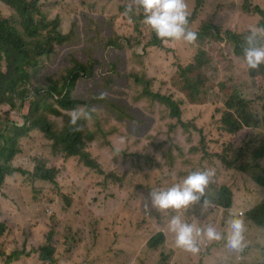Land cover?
I'll return each instance as SVG.
<instances>
[{
  "label": "rangeland",
  "instance_id": "obj_1",
  "mask_svg": "<svg viewBox=\"0 0 264 264\" xmlns=\"http://www.w3.org/2000/svg\"><path fill=\"white\" fill-rule=\"evenodd\" d=\"M126 3L127 0H39L41 10L51 20L59 21L62 32L72 35L65 45L55 44L51 58L42 57L39 67L30 70L31 80L25 89L31 95L36 88L43 91L49 77L64 80L66 86L69 73L65 68L72 60L88 69L101 63L109 66L117 54L107 45V40L118 39L117 30L130 38L124 41H129L134 52H143L150 36H142L135 29L133 13L125 11ZM186 3L187 28L197 33L196 42L163 43L149 49L147 65L137 62L134 70L138 73L133 79L125 80L127 91L119 99L126 108L131 106L134 121H122L121 117L117 123L116 117L109 116L106 132L100 129L94 117L91 121L79 122L82 145L78 152L89 155L86 163L80 156L68 155L64 149L66 142L50 139L38 129L29 130L19 138L16 143L19 153L9 166L26 174L10 175L5 191L0 189V264L7 262V249L24 255L31 247L28 254L37 259L40 250L47 245L55 250L53 264H96L95 261L107 264H264V227L247 217L248 212L264 200V185L253 175L223 162V158L231 159V150L244 141H255L259 147L264 145L263 126L230 133L224 124L226 114L232 111L227 106L230 97L251 100L257 111L263 106L264 72L247 68L241 44L250 27L264 24V18L254 11L255 6L264 10V0H186ZM10 9L5 0H0L4 18L13 15ZM206 25L210 28L205 31ZM142 27L147 32L152 30L143 22ZM198 54L202 56L200 77L205 85L193 101L180 88L171 85V78L180 64L193 61ZM251 71L256 77H252ZM85 76H80L76 82L80 90L84 89ZM93 85L88 82V87ZM150 92L174 101L180 112L178 119L182 117L183 124L171 127L177 118L172 108ZM58 98V94H54L52 103L59 108L60 115L48 113L47 116L51 131L61 136L74 131L69 124L70 110H62L57 104ZM74 98L95 101L80 94H75ZM104 101L121 110L112 100ZM133 103L137 105H130ZM20 104L22 106L16 109L0 105L3 123L29 124L25 117L30 111V102L18 101ZM91 126H97L98 130L91 131ZM102 140L106 148L99 147ZM42 161L57 171L54 182L36 184L32 175L34 166ZM259 163L260 167L254 168L253 173L264 180V159ZM203 169H214L215 175L201 201L179 211L161 212L151 208L149 192L152 189H167L189 173ZM12 184L29 186L31 191L28 194ZM226 190L232 193L229 209L218 204ZM22 195L25 196L22 203L14 198ZM5 199H10L21 214L10 215ZM204 199L209 202L206 210L201 208ZM146 202L150 210H146ZM230 213L239 215L245 223V238L239 249L227 246ZM173 215H180L183 221L197 228L215 226L222 239L198 236L199 252H188L176 245L175 234L168 228ZM159 234H163V242L151 246V240ZM34 238L36 241L30 245Z\"/></svg>",
  "mask_w": 264,
  "mask_h": 264
},
{
  "label": "trees",
  "instance_id": "obj_2",
  "mask_svg": "<svg viewBox=\"0 0 264 264\" xmlns=\"http://www.w3.org/2000/svg\"><path fill=\"white\" fill-rule=\"evenodd\" d=\"M5 1L10 6V11H13V15L4 18L0 11V105H8L11 109H16L22 106V104L18 105V101L28 100L30 102V111L25 117V120L29 124L23 126H18L14 122L3 123L0 116V189L2 191H5L10 175L17 172L26 174L24 170L15 168L12 165L9 166V163L19 153L16 150V143L19 141V138L27 134L29 130L38 129L44 132L50 139L54 138L66 142L68 145L64 146V149L69 156H80L81 161L87 162L89 155L82 151L78 152L82 145V135L80 132H66L61 136H56L51 131L52 126L47 114L60 115L59 108H56L52 103L54 94H58L57 104L62 110H71L77 106L85 110L95 108L93 117L103 132H106L109 116L116 117L117 123H119V118L121 117L122 121H134L135 116L130 111L131 106L126 108L119 100L127 91L125 80L133 79L138 73V71L134 70L137 62L141 61L147 65L150 48L160 47L163 44L156 37L153 30L150 32L144 30L142 27L143 12L136 8L131 12L133 13L132 21L135 22V29L142 36L146 34L150 36V39L144 44L143 52H134L129 45V41H124V39L130 38L123 36L117 30L118 39L109 38L107 40V45L113 47L112 49L117 54L116 59L109 63V66L101 63L88 69L81 62L72 60L69 66L65 68V71L69 73V82H67L66 86L63 84L64 80L55 81L49 77L47 79V88L43 91L36 88L33 90V95H31L25 89L26 84L31 80L30 70L39 67V61L42 57H45V60L52 57L55 44L62 46L71 41L72 33L62 32L59 21L56 19L51 20L48 14L41 10L38 5L39 0ZM254 11L264 18V11L259 6H255ZM206 26L205 31L210 28L209 25ZM262 27H264V24ZM202 35H204V32L200 34V36ZM121 52H124V55L120 54ZM237 53H240V50H237ZM200 60H202V56L198 54L193 61L187 64H180L176 73L171 78V85L180 88L193 101L199 97L201 88L205 85V81L200 77L203 68ZM3 64H5V70L3 69ZM112 65H115V67L112 68ZM258 70L264 72V65ZM84 74H86L83 79L84 89L80 90L79 86H76V82ZM251 75L252 77H256L254 71H251ZM98 78L100 79L98 80ZM88 82H92L94 85L88 87ZM139 82L136 86L139 85ZM101 92L107 94L103 100L97 99ZM150 93L153 94L155 99L162 100L163 103L169 104L172 108L173 115L177 118L175 122L170 124L171 127L183 124L182 117L178 119L180 118V112L176 109L174 101L167 97H161L157 93ZM75 94L86 96L95 101L77 100L74 98ZM230 99L227 106L232 111L228 112L224 118V124L228 132L238 133L244 128H253L256 125L264 127V95L262 96L263 106L261 105L260 111L254 109L251 100L247 101L239 96ZM104 100H112L121 110L114 109ZM130 105L137 104L133 103ZM156 111H159V109H156ZM258 114H262V116L259 117ZM90 130L96 131L98 127L91 126ZM106 135L108 136L107 133ZM110 138L112 139V137ZM103 141L99 145L100 148L107 147ZM231 152V159L223 158V162L231 168L253 175L256 181L260 180V183L264 185V180L261 176L253 173V169L260 167L261 164L259 162L264 159V145L259 147L255 141H244L241 145L233 148ZM90 165L94 166L92 163ZM28 171L31 172L29 169ZM32 175L37 181L36 184H49L55 181L56 170L49 165H45L44 161H42L39 164H35ZM17 177L21 180L20 175H17ZM5 178L7 179L6 182H4ZM12 185L16 189L25 191L28 194L31 191L29 186ZM218 204L225 209H229L232 205V193L226 190L223 200L219 199ZM247 217L257 226L264 227V200L257 207L249 211ZM163 240V234H159L157 238L151 240L150 244L156 247ZM40 251V260L47 264H53L54 247L47 245ZM21 255L20 252H13L7 257L6 263L9 264L15 259H19Z\"/></svg>",
  "mask_w": 264,
  "mask_h": 264
},
{
  "label": "clouds",
  "instance_id": "obj_3",
  "mask_svg": "<svg viewBox=\"0 0 264 264\" xmlns=\"http://www.w3.org/2000/svg\"><path fill=\"white\" fill-rule=\"evenodd\" d=\"M136 8L142 10L143 23L153 30L161 42L165 44L169 41H183L188 44L196 42L197 33L187 28L189 13L186 0H127L126 12L131 13ZM261 40H264V27L252 26L249 28L248 34L243 37L241 49L249 70H258L264 65V43H260ZM106 95L101 92L97 99L103 100ZM94 112L95 108L85 110L80 106L71 109L69 124L72 126V130L80 131L79 122L81 120L91 121ZM121 142L123 141L121 140ZM214 175V169L197 170L189 173L179 183H175L167 189H152L149 192L151 208L161 212L168 209L179 211L201 201L205 195V189ZM208 204L209 202L204 199L201 204L202 210H206ZM145 208L150 210L147 202ZM229 215L227 246L231 249H239L245 238V223L239 215L233 213ZM168 228L175 234L176 245L193 254L199 252L196 237L206 236L209 240L222 239L221 233L215 226L197 228L195 225L183 221L180 215L171 217Z\"/></svg>",
  "mask_w": 264,
  "mask_h": 264
},
{
  "label": "crops",
  "instance_id": "obj_4",
  "mask_svg": "<svg viewBox=\"0 0 264 264\" xmlns=\"http://www.w3.org/2000/svg\"><path fill=\"white\" fill-rule=\"evenodd\" d=\"M24 195H22L21 197H18V196H15L14 198H17V200L19 201V202H23V200H24ZM9 198L11 199V196L9 195ZM10 199L8 200V199H5L4 201H6V202H8V207H9V209L10 210H8V212L10 213V215L11 214H21V212H20V209L18 208V207H16V206H14L13 204H12V202L10 201ZM32 209V208H31ZM6 214H7V212H5ZM30 212H28V214H29ZM24 225L25 224H23L22 226H21V228L20 229H22L23 227H24ZM32 241H36V239L34 238V239H32V240H30V245H31V243H32ZM30 249H31V247H28L27 249H26V251H25V254L23 255H21L20 257H19V259H15L14 261H12L11 263H9V264H47V263H45V262H42L40 259H39V253H38V258L37 259H35V258H33V255H29V256H27V254L30 252ZM12 253L11 252H9L8 251V249H7V256L6 257H8L9 255H11ZM55 260L56 261H58V257H56L55 258ZM54 260V261H55ZM95 262H97L96 264H107V262H99V261H95ZM7 264V263H6ZM54 264H61V262H54ZM62 264H68V263H62Z\"/></svg>",
  "mask_w": 264,
  "mask_h": 264
}]
</instances>
